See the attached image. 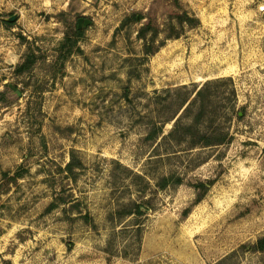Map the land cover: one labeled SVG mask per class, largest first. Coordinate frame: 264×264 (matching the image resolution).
I'll list each match as a JSON object with an SVG mask.
<instances>
[{"label":"rangeland","instance_id":"obj_1","mask_svg":"<svg viewBox=\"0 0 264 264\" xmlns=\"http://www.w3.org/2000/svg\"><path fill=\"white\" fill-rule=\"evenodd\" d=\"M183 12L200 24L166 39ZM262 245L264 0H0V264H264Z\"/></svg>","mask_w":264,"mask_h":264},{"label":"trees","instance_id":"obj_2","mask_svg":"<svg viewBox=\"0 0 264 264\" xmlns=\"http://www.w3.org/2000/svg\"><path fill=\"white\" fill-rule=\"evenodd\" d=\"M5 23L8 26H12L11 22L6 21ZM170 23L172 24L171 25L172 31L167 34L166 39H178V38H180L182 36V33L177 31L176 27H177V29L180 28L182 30L184 29L185 26H187L188 28H194V27H196V26H198L200 24V21H199L198 18L189 15L187 12H183L181 14L176 15L175 22L172 21ZM150 31H153V33L150 35V37H148L149 34H150L149 33ZM158 33H159L158 29L152 27L150 24L142 27L141 30L139 31L138 36H139V39L144 41V53H145L146 57L154 55L156 52H158L159 48L163 45V44H161V46H159L157 48L154 47V41H155V38L158 37ZM73 35H74V38L70 39V43H72V45H74L76 43V41L78 40V38L82 37V35H83V29L82 28L80 29L78 27V24L76 26V29L73 32ZM34 62H35V58H33V56H29L18 67L19 72L27 70ZM209 85H210V83H207L205 88H201L197 92V100L201 99L202 95L204 94V91H205L206 87H208ZM209 136L210 135L205 137V145H210V146L214 145L213 144V140ZM75 166H76V164H75V161L73 160L70 163H68V165L65 168V171L68 172L69 174H73L74 171H75V168H76ZM79 166H80V163H79ZM166 186H167V182L166 183H161V185H160L161 188H166ZM200 186L202 188H204V190L209 188V186L205 185V184H201ZM201 197L202 196H200L198 198V200H200ZM66 202L67 201L64 200V203H66ZM58 206H59L58 203L53 202L49 206L48 210H53V209L57 208ZM75 208H78V207L77 206H72L71 207V209H75ZM133 213H137L139 215L144 214L143 210H142V207H140V206H137L135 211H129L128 214L131 215ZM82 218L85 219V220H88V218H90V217H89V215L86 214V215H83ZM261 248L264 249V245H262Z\"/></svg>","mask_w":264,"mask_h":264},{"label":"water","instance_id":"obj_3","mask_svg":"<svg viewBox=\"0 0 264 264\" xmlns=\"http://www.w3.org/2000/svg\"><path fill=\"white\" fill-rule=\"evenodd\" d=\"M16 19H17V15H14V16L10 17L9 19H7V21L12 23ZM90 23H91V21L89 19L80 18L79 21H78V27L81 29V28L86 27ZM17 95L20 96V93H17Z\"/></svg>","mask_w":264,"mask_h":264}]
</instances>
